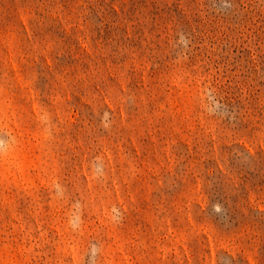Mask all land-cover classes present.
Returning <instances> with one entry per match:
<instances>
[{
    "label": "rangeland",
    "instance_id": "1",
    "mask_svg": "<svg viewBox=\"0 0 264 264\" xmlns=\"http://www.w3.org/2000/svg\"><path fill=\"white\" fill-rule=\"evenodd\" d=\"M0 264H264V0H0Z\"/></svg>",
    "mask_w": 264,
    "mask_h": 264
}]
</instances>
